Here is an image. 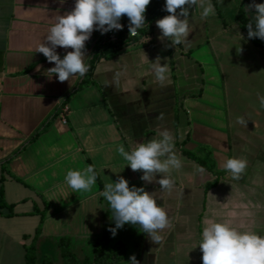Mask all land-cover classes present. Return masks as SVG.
Here are the masks:
<instances>
[{
  "label": "crops",
  "instance_id": "1",
  "mask_svg": "<svg viewBox=\"0 0 264 264\" xmlns=\"http://www.w3.org/2000/svg\"><path fill=\"white\" fill-rule=\"evenodd\" d=\"M211 3L215 5L214 0ZM74 6L75 0L63 4L60 0H0V189L10 206L0 208V264L23 261V246L30 240L39 213L43 218L34 242L36 254L53 249L60 237L68 238L73 252L80 254L82 245L87 247L103 228L115 227L110 205L99 194L105 184L120 176L130 188L144 187L155 193L158 206L172 223L160 233L162 244L153 243L146 233L139 237L135 249L139 264H202L198 245L209 222L227 223L240 232L264 237V109L258 100V94L264 95V49L251 45L244 34L246 127L235 121L231 88L216 59L221 46L218 38L237 27L236 23L215 26L213 37L193 50L177 45L178 62L185 66L179 86L184 91L178 104L170 100L169 112L172 115L177 106L183 116V134L175 147L182 168L170 172L175 189L162 192L159 184L141 181L142 171H132L117 152L121 144L131 151L166 128L165 123L161 127L154 122L146 101L138 100L144 81L150 86L159 82L151 68L157 57L161 66L168 65L165 81L175 79V62L165 47L169 40L162 42L156 36V21L162 18L153 20L149 38L140 35L128 40L112 58L98 60L92 84L70 93L78 76L59 82L46 72L55 64L36 49L55 17ZM250 11L256 14L254 8ZM100 35L94 30L85 42V61L92 41ZM156 44L164 46L160 54L167 59L153 52ZM56 51L63 59L73 49L57 47ZM117 72L121 73L119 83L111 84ZM46 120V128L28 139ZM198 147L207 149L214 173L197 172V165L179 153ZM229 158L247 160L242 179L234 180L222 168ZM88 165L95 166L100 187L96 182L91 191L73 192L65 183L67 172L82 171ZM214 179L215 184L203 190L204 183ZM128 226L134 225L123 228Z\"/></svg>",
  "mask_w": 264,
  "mask_h": 264
},
{
  "label": "clouds",
  "instance_id": "2",
  "mask_svg": "<svg viewBox=\"0 0 264 264\" xmlns=\"http://www.w3.org/2000/svg\"><path fill=\"white\" fill-rule=\"evenodd\" d=\"M63 4L64 0H60ZM151 0H75L74 8L63 15L55 17V23L49 28L43 42L36 52L42 53L49 63L55 66L47 69V73L57 76L59 82L69 81L70 78L84 77L88 72L85 64V42L90 39L94 30L105 34L113 30H122L119 22L122 17L129 19L128 30L130 36L138 35V30L145 24V12ZM200 7L201 18L214 15L215 8L211 0H166L164 10L169 15L156 21V27L171 44L165 47H176L186 43L191 33L189 17L190 9ZM247 10L255 9L254 23L249 22L247 27L248 39L259 38L264 41V3H252L246 6ZM179 9V12L177 11ZM182 17V18H181ZM242 37V36H241ZM243 39V37H242ZM57 47L73 49L61 59ZM237 52L242 49L237 48ZM161 58L157 57L151 63L152 71L159 82L167 79L168 65L161 66ZM37 66L36 71H40ZM121 73L114 74L111 84H118ZM107 84L106 86H111ZM260 108L264 109V95L258 94ZM156 121H163L164 114L155 117ZM237 123L247 127V120L237 118ZM159 128L160 125L158 124ZM159 139H152L147 143H140L131 151H126L121 144L117 152L132 171H142L141 181L157 183L162 192L171 193L176 182L170 176L171 170H180L182 160L175 152L173 135L167 130L159 132ZM222 168L229 172L234 180L242 179L247 168V160L229 158L222 164ZM196 171L203 173L201 166ZM157 175L161 178L157 180ZM97 173L94 165H88L82 171L69 170L65 176V183L77 193L91 191L95 185ZM111 208V218L115 227L108 228L113 237L117 230L125 224L138 225L150 240L159 245L164 237L160 234L164 229L171 228L172 223L168 213L162 206H158L155 193H149L144 187H129V182L120 176L116 182L104 185L100 192ZM202 252V264H264V237L255 232H240L227 223L209 222L203 229L202 241L199 243ZM130 264H139L135 255L130 257Z\"/></svg>",
  "mask_w": 264,
  "mask_h": 264
},
{
  "label": "rangeland",
  "instance_id": "3",
  "mask_svg": "<svg viewBox=\"0 0 264 264\" xmlns=\"http://www.w3.org/2000/svg\"><path fill=\"white\" fill-rule=\"evenodd\" d=\"M215 5V12L217 14V18L214 15H209L207 18H201L202 9L200 7L190 9V13L192 15L189 17V26L191 33L189 34L186 43H182V48L185 50H193L195 48L194 45H199L203 43L205 39H210L214 35L215 26L219 25H227L230 26L234 23V15L236 9L239 5L240 0H214ZM201 11V12H200ZM156 36L159 37L162 35L160 30L156 27ZM243 39H242V37ZM149 36H144L145 39L149 38ZM142 38V41L143 39ZM244 34L237 29V27L233 26L231 30H229L226 34L220 35L218 38V42L221 44L219 46V51L216 53V59L218 60L219 64L222 66L224 72V78H227V82L229 87L231 88V101L230 107L235 113V121H237L238 117L244 118ZM222 39V40H221ZM150 42V40L148 41ZM168 44H171V41H168ZM241 48L242 52L238 53L237 48ZM164 48V46L160 44H156L153 47V52L158 53V55L163 54V58L167 57L164 53L160 54V49ZM172 60L175 62L173 66V74L175 79L168 80L167 82H158L155 84L149 85V81H144L143 85V96L138 97L146 101L145 105L148 108L153 110V120L154 122H159L161 127L166 125L161 130L167 129L174 137L175 147L178 145V141L180 140L183 134V116L182 113L177 109V106L173 107L172 110L175 111V126L172 125V115H170L169 109H171L170 103L171 101H175L178 104L179 97L181 93H183V89H179L181 82V71L183 67H185L182 63L178 62V58L181 57L179 53L178 47H168ZM170 60V58H168ZM171 67V64H169ZM195 70L197 71L196 67ZM172 92V97L170 96V92ZM167 91V93H166ZM173 95L175 98H173ZM171 100V101H170ZM160 113L164 114L163 121H156L155 117ZM163 126H162V124ZM165 123V125H164ZM160 130V131H161ZM159 132L157 131L154 134L153 139H159ZM140 228L138 225L132 227H125L117 230V234L115 237L111 234V240L120 239L124 242L126 246V255H131L136 247L135 243L139 241L140 237ZM89 246V245H88ZM85 245H82V252L80 254L75 253L76 257L79 258L83 254L88 253V248ZM46 255L51 264H59L60 258L57 253L56 247L49 250L48 252L44 253ZM41 256L36 254V259H39Z\"/></svg>",
  "mask_w": 264,
  "mask_h": 264
},
{
  "label": "trees",
  "instance_id": "4",
  "mask_svg": "<svg viewBox=\"0 0 264 264\" xmlns=\"http://www.w3.org/2000/svg\"><path fill=\"white\" fill-rule=\"evenodd\" d=\"M166 0H151V3L146 9L145 12V24L144 26L138 30V35L125 38V34L129 31L128 24L129 19L127 16H124L119 21L124 27L122 30H118L116 41L114 43H99V37L92 41L89 54L85 61V64L88 66V72L84 77H77L73 87L70 90V93H74L81 89L84 86L92 84L91 73L94 67V64L100 60H107L112 58L115 54H117L121 47L128 40H134L140 35L149 36L151 33L152 22L157 18H163L168 15V12L164 10V5ZM248 5V0H240L239 5L236 9L235 15L233 17V21L236 23L238 29L247 35V27L246 25L249 22L254 23V15L252 11H248L246 6ZM251 45L254 47L264 49V41L259 38L248 39ZM67 97H65L64 101H66ZM175 112L172 115V123L175 124ZM49 120L44 121L39 128L30 136L28 139L33 138L39 131L46 128ZM19 150V149H18ZM16 150L15 152H17ZM14 152V153H15ZM179 153L184 156L186 159L192 161L197 166L203 167V169L209 173H214L213 164L209 157L208 151L204 147H198L194 151L188 152L184 150H179ZM98 187H100V182L98 178L96 179ZM215 179L206 182L203 185V190L208 189L209 187L215 184ZM7 207L2 199V193L0 189V208ZM43 214L39 213V219L34 231L30 237L29 242L23 246V261L20 264H51L49 258L46 255H40L39 259H36V252L34 247V242L39 233L40 223L42 221ZM140 237L143 232L140 228ZM27 238V236H23V239ZM55 247L57 249L58 256L60 258L59 264H124L130 262V257L135 255L137 258V252L134 251L131 255H126V246L124 242L120 239L111 240V233L108 231V228H103L100 235L96 237L89 244L88 253L81 255V257L77 258L75 253L70 247V241L66 237L57 238L55 242ZM135 247H139V241L135 243Z\"/></svg>",
  "mask_w": 264,
  "mask_h": 264
},
{
  "label": "built area",
  "instance_id": "5",
  "mask_svg": "<svg viewBox=\"0 0 264 264\" xmlns=\"http://www.w3.org/2000/svg\"><path fill=\"white\" fill-rule=\"evenodd\" d=\"M118 30L109 31L99 36V43H114L116 41ZM133 37L130 36L129 31L125 34V38Z\"/></svg>",
  "mask_w": 264,
  "mask_h": 264
},
{
  "label": "water",
  "instance_id": "6",
  "mask_svg": "<svg viewBox=\"0 0 264 264\" xmlns=\"http://www.w3.org/2000/svg\"><path fill=\"white\" fill-rule=\"evenodd\" d=\"M262 3H264V0H262Z\"/></svg>",
  "mask_w": 264,
  "mask_h": 264
}]
</instances>
